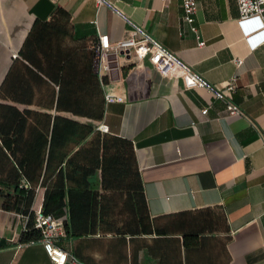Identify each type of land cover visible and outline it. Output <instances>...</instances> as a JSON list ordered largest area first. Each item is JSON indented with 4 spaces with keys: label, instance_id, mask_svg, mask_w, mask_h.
I'll use <instances>...</instances> for the list:
<instances>
[{
    "label": "crops",
    "instance_id": "obj_1",
    "mask_svg": "<svg viewBox=\"0 0 264 264\" xmlns=\"http://www.w3.org/2000/svg\"><path fill=\"white\" fill-rule=\"evenodd\" d=\"M115 1L209 84L233 83L226 97L241 115H228L208 89H184L148 60L121 55L102 90L122 101L104 102L97 124L132 142L150 218L164 232L64 235L57 245L80 264H264V41L259 32L244 36L257 22L238 23L236 0H195V31L182 20L181 0ZM57 7L69 13L76 37L107 34L114 44L126 36L122 17L94 0H0V84L34 20H49ZM206 208L224 219L212 232L203 229ZM24 227L21 214L0 208V264H53L41 243L19 242Z\"/></svg>",
    "mask_w": 264,
    "mask_h": 264
},
{
    "label": "trees",
    "instance_id": "obj_2",
    "mask_svg": "<svg viewBox=\"0 0 264 264\" xmlns=\"http://www.w3.org/2000/svg\"><path fill=\"white\" fill-rule=\"evenodd\" d=\"M96 42L76 37L57 7L34 20L0 84V208L27 217L20 243L41 237L39 190L44 214L67 209L65 237L164 232L150 218L132 142L97 128L105 101ZM200 213L204 232L223 223L212 208Z\"/></svg>",
    "mask_w": 264,
    "mask_h": 264
},
{
    "label": "built area",
    "instance_id": "obj_3",
    "mask_svg": "<svg viewBox=\"0 0 264 264\" xmlns=\"http://www.w3.org/2000/svg\"><path fill=\"white\" fill-rule=\"evenodd\" d=\"M97 6H104L112 10L115 14L122 17L127 24L126 36L112 44L107 34H101L94 45V60L93 69L98 77L101 79L105 73L117 71L120 68L119 57L121 55L133 58L137 62L148 60L153 69L163 76L174 75L179 77L183 83L184 89L206 88L217 99L222 100L226 105V112L228 115H241L239 107L227 99V94L233 90V83H227L223 87H214L209 84L201 75L195 73L191 67L182 61L177 55L163 46L159 41L153 38L142 26L124 15L115 0H94ZM167 2L168 0H161ZM239 17L238 23L244 27L245 23L251 20L257 22L254 32L246 31L245 39H251L255 33H262L260 41H264V0H236ZM182 20L187 23L192 31H195L193 26L197 3L195 0H181ZM200 42L199 45H203ZM255 46L257 43H251ZM237 65L241 60H235ZM104 101L114 102L122 101L121 97L104 95ZM208 107L201 109V114L205 115ZM97 128L101 132H107L106 125L100 124ZM25 222L27 217H24ZM63 219L55 218L51 214H44L41 208L34 209V226L40 230L41 237L37 241L41 243L49 259L53 264H65L71 261L78 263L77 259L67 253L64 249L57 245V242L63 237ZM19 244L17 248H20Z\"/></svg>",
    "mask_w": 264,
    "mask_h": 264
}]
</instances>
